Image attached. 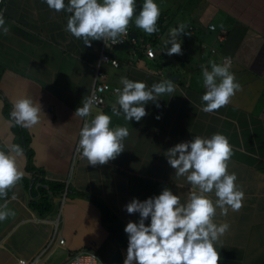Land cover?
<instances>
[{"label": "crops", "instance_id": "obj_1", "mask_svg": "<svg viewBox=\"0 0 264 264\" xmlns=\"http://www.w3.org/2000/svg\"><path fill=\"white\" fill-rule=\"evenodd\" d=\"M136 2L139 10L142 0ZM157 3L163 22L157 43H147L140 55L130 44L114 46L108 51L118 61L114 66L99 63L104 40L84 45L66 31L68 14L63 9H50L44 0H5L8 31L0 33V148L8 151L14 143L22 147L16 162L28 184L19 179L6 190L4 199L14 215L0 220V264L43 252L49 264H59L81 249L93 251L104 264H123L126 248L103 224L95 199L107 205L123 232L129 220L138 218L124 207L132 199V177L164 183L186 199L194 189L185 176L175 175L166 150L193 135L214 132L227 137L228 171L236 173V184L244 192L239 209L229 208L227 215L216 209L215 222L229 224L216 245L217 264H264V0ZM178 23L186 26L187 34H180V54L168 55L163 41ZM148 45L154 57L145 54ZM226 58L241 87L227 104L203 111L201 65L210 67L209 61L221 63ZM98 64L102 80L116 87H122V76L147 85L170 78L168 74L176 78H170L174 92L158 98L159 107L149 101L140 121L113 113V107L119 109L118 93L106 92L102 107L92 105L88 119L99 109L111 117L110 127L128 129L125 149L104 164L93 165L73 156L84 119L74 112L88 97ZM24 95L39 102L42 110L39 121L29 127L15 124L4 112L6 107L9 114ZM28 165L33 171H27ZM37 178L64 184L56 193L43 184L52 203L46 212L31 206L40 196Z\"/></svg>", "mask_w": 264, "mask_h": 264}, {"label": "clouds", "instance_id": "obj_2", "mask_svg": "<svg viewBox=\"0 0 264 264\" xmlns=\"http://www.w3.org/2000/svg\"><path fill=\"white\" fill-rule=\"evenodd\" d=\"M50 9L67 13L65 29L84 45L93 40L112 38L127 32L130 20L146 33L158 32L157 20L160 7L157 0H142L137 10L136 0H44ZM186 26L178 23L169 29L163 41L164 52L180 54L181 33L187 34ZM214 29V25H209ZM8 25L0 13V33H6ZM210 67L201 65L202 84L205 91L200 100L203 111L211 112L227 104L241 87L231 71L227 58L221 62L209 61ZM122 87L118 93L119 109L125 120L140 121L145 116V105L155 102L165 93H173L174 82L166 78L151 85L127 76L120 78ZM95 97H85L75 109V115L84 118L79 129L76 152L87 159V164H104L125 149L123 138L128 135L124 126L110 127L111 117L96 110L88 119ZM41 105L31 96H21L13 104L9 115L22 127L35 125L40 119ZM158 118V117H157ZM7 147V146H6ZM19 144H12L8 151L0 148V220L14 215L4 199L6 190L17 182L22 172L16 157L22 154ZM231 146L221 132L210 136L193 135L166 150L168 164L176 176H185L194 190L187 198L164 187L158 194L144 199L133 197L124 207L128 213H138L137 220H129L124 226L127 234L126 256L123 264H217L219 238L229 229L227 221L216 223L214 217L219 208L227 215L229 208H240L244 192L236 184V173L228 171ZM211 194V195H210ZM213 196L215 199H213ZM147 220V223L145 222Z\"/></svg>", "mask_w": 264, "mask_h": 264}, {"label": "trees", "instance_id": "obj_3", "mask_svg": "<svg viewBox=\"0 0 264 264\" xmlns=\"http://www.w3.org/2000/svg\"><path fill=\"white\" fill-rule=\"evenodd\" d=\"M156 23L159 28V31L149 34V33L144 32L143 29L138 28L134 24L133 20H130L129 25L127 27L129 28L131 35H133V33L135 34V36L133 35L136 39L135 52L138 55H140L144 46L147 43H149L152 46L157 43L158 41L157 35L163 29V25H162L163 22H162L161 16L158 17V20ZM4 112H5V115H9L6 107H5ZM27 152L31 154L30 149H27ZM27 168H28L27 171H33L32 165H28ZM20 181L23 182L24 185L28 184V181L25 178H20ZM37 181L40 183V186L38 187V190H37L40 196L37 200L32 201L31 206L42 212L49 211L52 206V203H51V199L49 197L48 191L43 187V184L45 183V181L42 179H38ZM45 184L48 185V188H49L48 190L55 192V193L62 192L64 188V184L59 183V182H46ZM164 187H167V185L164 183L152 181V180H148L144 178H139V177H132L129 182L130 194L132 198L136 197L138 199H144L148 196L158 194ZM95 201L97 205L101 208V214H102L101 218H102L103 224L111 232V234L115 237L117 242L123 248H126L127 247V236L120 229V227L115 223L114 218L109 208L100 199H95Z\"/></svg>", "mask_w": 264, "mask_h": 264}, {"label": "built area", "instance_id": "obj_4", "mask_svg": "<svg viewBox=\"0 0 264 264\" xmlns=\"http://www.w3.org/2000/svg\"><path fill=\"white\" fill-rule=\"evenodd\" d=\"M4 7H5V0H0V13H2L3 15H4ZM125 44H130L131 46H134V47L136 45V39L133 35L130 34L129 28L127 32L119 34V36L115 39V41H113L112 38H105L103 42V46H102V51L100 53L99 63L107 62L114 66L118 65V61L115 58L111 57L108 51L114 46L125 45ZM145 54L149 57L155 56V53L152 47L149 45L146 47ZM160 74H163V73H160ZM102 77H103V72L101 71L100 66L98 64L96 66L94 83L88 95V97H95L93 106H98V107L104 106L103 96L106 92L117 93L114 91V89L118 87L112 86L106 81H103ZM73 156L74 158L82 157L76 152V146L74 149ZM58 242L63 243V239L59 238ZM14 264H49V263L47 262L45 258V254L43 252V253H39L35 255L33 258L29 260L17 259ZM59 264H104V263L99 260L97 254L94 253L93 251L81 249V250L74 252L66 260H64L63 262Z\"/></svg>", "mask_w": 264, "mask_h": 264}, {"label": "water", "instance_id": "obj_5", "mask_svg": "<svg viewBox=\"0 0 264 264\" xmlns=\"http://www.w3.org/2000/svg\"><path fill=\"white\" fill-rule=\"evenodd\" d=\"M168 77H170V78H176V76H173L171 74H168Z\"/></svg>", "mask_w": 264, "mask_h": 264}]
</instances>
